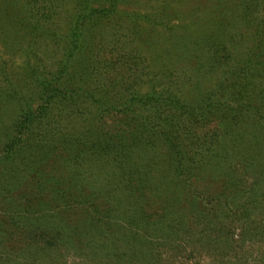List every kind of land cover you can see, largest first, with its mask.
I'll use <instances>...</instances> for the list:
<instances>
[{
  "label": "trees",
  "instance_id": "1",
  "mask_svg": "<svg viewBox=\"0 0 264 264\" xmlns=\"http://www.w3.org/2000/svg\"><path fill=\"white\" fill-rule=\"evenodd\" d=\"M0 41V264H264V0H0Z\"/></svg>",
  "mask_w": 264,
  "mask_h": 264
},
{
  "label": "rangeland",
  "instance_id": "2",
  "mask_svg": "<svg viewBox=\"0 0 264 264\" xmlns=\"http://www.w3.org/2000/svg\"><path fill=\"white\" fill-rule=\"evenodd\" d=\"M0 54H4V55L10 54L8 49L1 43V41H0ZM16 59L19 60L18 58H16Z\"/></svg>",
  "mask_w": 264,
  "mask_h": 264
}]
</instances>
